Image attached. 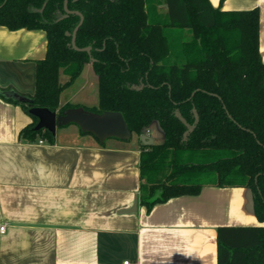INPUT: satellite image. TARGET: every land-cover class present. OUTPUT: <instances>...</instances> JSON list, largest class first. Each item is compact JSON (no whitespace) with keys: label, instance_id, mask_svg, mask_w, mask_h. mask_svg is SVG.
Masks as SVG:
<instances>
[{"label":"trees","instance_id":"trees-1","mask_svg":"<svg viewBox=\"0 0 264 264\" xmlns=\"http://www.w3.org/2000/svg\"><path fill=\"white\" fill-rule=\"evenodd\" d=\"M0 0V25L42 29L46 52L35 61L30 103L61 112L60 92L90 63L97 78L94 112L119 111L140 142L139 202L149 208L197 194L205 184L245 186L264 221V62L258 52V10H221L209 0ZM67 75L64 82L59 75ZM19 135L52 142L34 129ZM156 122L161 142L139 135ZM81 133V132H80ZM83 134V133H82ZM95 138V137H94ZM96 139V138H95ZM97 141V139H96ZM99 143V142H98ZM100 144V143H99ZM103 144V143H102ZM216 264H264V226H220Z\"/></svg>","mask_w":264,"mask_h":264},{"label":"crops","instance_id":"crops-1","mask_svg":"<svg viewBox=\"0 0 264 264\" xmlns=\"http://www.w3.org/2000/svg\"><path fill=\"white\" fill-rule=\"evenodd\" d=\"M209 2L257 8L264 62V0ZM45 52L44 30L0 25V91L31 95L35 61ZM62 91L59 104H70ZM32 120L0 95V264H216L218 227L264 226L245 186L205 184L147 208L139 202L135 136L99 144L60 126L52 142L24 139L19 131Z\"/></svg>","mask_w":264,"mask_h":264},{"label":"water","instance_id":"water-1","mask_svg":"<svg viewBox=\"0 0 264 264\" xmlns=\"http://www.w3.org/2000/svg\"><path fill=\"white\" fill-rule=\"evenodd\" d=\"M62 6L65 13H75L79 16V20L71 32V47L75 50L89 53V46L78 48L75 45L76 31L82 23L83 15L77 10H69L67 0H63ZM3 94L20 102L30 103L32 101L27 96L11 91H4ZM28 113L36 118L35 130L44 128L52 134L55 133L57 127L74 123L81 133L95 137L100 144L104 143L108 138L130 140L132 136L131 131L119 111L103 110L101 112H94L78 105L69 106L61 112H57L56 110H49L46 107L31 106L28 109ZM139 139L145 146L153 144V138L145 132L139 135ZM134 205H136V202Z\"/></svg>","mask_w":264,"mask_h":264},{"label":"rangeland","instance_id":"rangeland-1","mask_svg":"<svg viewBox=\"0 0 264 264\" xmlns=\"http://www.w3.org/2000/svg\"><path fill=\"white\" fill-rule=\"evenodd\" d=\"M67 78V75L60 73L59 81L61 83ZM67 97H69L70 104H79L83 107H90L97 104V78L90 63L84 64L81 74L70 85L63 89L61 98L64 99ZM62 127L67 131L77 129V126L74 123H69ZM145 133H153V139L156 143L163 140L162 130L155 121L149 125L145 130ZM133 136L135 135L132 134V137ZM69 139L73 138L70 137ZM108 139L114 140L115 138Z\"/></svg>","mask_w":264,"mask_h":264},{"label":"built area","instance_id":"built-area-1","mask_svg":"<svg viewBox=\"0 0 264 264\" xmlns=\"http://www.w3.org/2000/svg\"><path fill=\"white\" fill-rule=\"evenodd\" d=\"M42 142V140H39V143H41ZM4 231V226L3 225H1L0 226V232H3ZM123 264H131V263H129V261H123Z\"/></svg>","mask_w":264,"mask_h":264}]
</instances>
